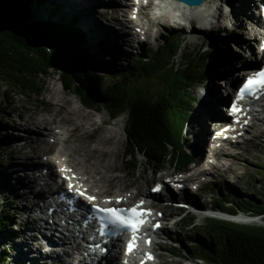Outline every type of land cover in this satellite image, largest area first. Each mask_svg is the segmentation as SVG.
I'll return each instance as SVG.
<instances>
[{"label":"bare ground","instance_id":"obj_1","mask_svg":"<svg viewBox=\"0 0 264 264\" xmlns=\"http://www.w3.org/2000/svg\"><path fill=\"white\" fill-rule=\"evenodd\" d=\"M97 1H100L101 4L103 2V4H105L106 2L104 0H45L38 2L36 4L37 6H32L37 17L29 15L27 18H24L26 20H24L23 23L25 27H32L40 24L37 22V18L46 19L50 17L51 19L62 21L63 17L68 19L69 16L80 14L83 19L81 22H78V25L80 30L87 35L88 57L93 62V68L100 70L108 66L111 62L107 59V53L113 51L116 53L125 52L123 49L135 46L133 38H138L140 35H145V40H143L146 43H151L163 32V28L183 29V32L187 31V35L185 36L186 42H192L194 39L189 35V31L193 26L191 35L203 36L204 40H202L201 44L198 46L201 50L203 48L202 51L189 55V53H185V49L182 48L183 41L185 40L184 38L175 35L174 41L178 44V49L185 58H196L199 60L201 55H207L210 49L214 48V43H216V41H220L215 35L208 31L216 30L218 27L221 28L222 25L217 27L212 26L211 23V25L208 26H200L196 24V21L203 18L206 19V15H209L208 13L212 14L213 19L218 18L219 21H222V19L226 18L227 14H229L224 13L222 3H216L217 0H204L199 7H189L174 0H159L158 3L154 0H147L146 4L140 0H131L130 2H124V0H110L114 4L111 6V9L108 7L102 8V6L98 8L100 4L96 6L95 4ZM233 2L235 3L234 9L237 10V13H234L236 22L242 25L243 28H246L247 18L245 17H252L250 14V10L252 11V0H233ZM136 5L138 8H133ZM131 9H134V12H131L133 11ZM158 9L159 12L156 11ZM233 12L234 11H231L230 13ZM128 13L135 16L132 18ZM142 15L147 18V21L141 20ZM102 17L108 20L105 22ZM177 18H179L180 21ZM230 19H233V17ZM251 19L256 20L257 17ZM181 20H186V23L188 22V28L186 30H184V25L186 23H183ZM248 22H250V20ZM239 38L240 36L235 38V41ZM158 46L159 45L156 46V49ZM118 47L121 50H117ZM210 55L209 59L211 60L209 62L203 58H201L202 61H199L202 64L200 68L202 72L207 68L209 69V82L205 84L207 82L206 77H202L197 81L199 84H205V91L201 94L200 103L195 111L193 122L194 141L198 147L197 152L200 154L203 148L206 149L207 147L211 155L207 157L205 162L210 164V166L201 167L203 158L197 157V166L190 169L187 168L185 175L181 176L182 178L179 177L176 179L173 175L170 176L172 174L171 170H166L162 174L156 173L152 178H147L144 185H138V189H136L137 193L141 196L140 198H149V201L156 200L155 203L161 209L165 207L161 202L163 189L166 186L171 191V188H169L170 181H173L175 186L186 187L187 183L204 179L207 174L217 178L227 179L226 177L229 172L236 173V165L241 163L239 160L242 159L245 154L235 152L234 148L238 147V144L246 138L242 133L238 135L240 138H237L238 131L247 130L251 132L253 137L262 140L261 146H264V110L262 113L253 117L250 123L241 120V128L235 131L226 129L225 131L229 135L222 134L219 137L217 136L216 139H210L208 136L214 129L218 119L221 121L226 119V113H223L224 110L220 108L219 104V100L221 102L225 97L219 92L218 83L220 82L216 80L215 70H219L222 75L226 76L228 82H232L233 76H231V72L238 67L235 63V54L221 57L224 67L222 69L218 67V54L212 53ZM119 59L121 60V58ZM258 62V60L255 61L257 64ZM245 64L246 63H244V65ZM236 74L238 73H234V76ZM57 85L56 82L53 83L48 97H43L40 100L36 98L35 106L31 108V115H29L27 119H24L22 123L14 122L12 124V127L17 131H13L10 138L15 139L17 136L19 137L18 131L20 132L21 129H23L21 134L23 140L26 142L22 144L21 148H18V154L23 160L0 176V190L3 191V195L8 191H19L21 189L22 193H17V195L21 198L30 199L31 196L28 197V192H31V190L35 191L37 185L39 186V184L44 181L56 178V175L61 179L62 173L69 169H72L75 174L73 178L74 184L65 185L63 183L62 186L66 187L70 194L73 193L74 188L80 189L81 191L87 189L92 192L91 194H95L96 192L103 194L113 193L116 188L119 191H123L126 186H128L130 175L127 173L124 177L119 176L116 171H119L120 167L112 160L113 152L116 148H119L118 143L122 137L120 132L111 126L114 119L111 118V116H114V114L111 111H109L110 113H105L98 105L91 106V104L85 103L74 91L64 89L65 92H63ZM90 87L94 89V87H92V82ZM72 95L77 96L80 102L74 99L75 97H71ZM29 97H33V95ZM209 120L210 123L208 122ZM117 122L122 123L123 119L120 118ZM92 126L94 129H91ZM91 132H94V134ZM98 132L102 133L103 136L101 137V134ZM234 134L236 135L234 136ZM30 138V141L36 144L32 146L31 152L27 150L29 146L33 144L29 141ZM47 138H50L51 141ZM211 140L215 142V146L213 147L210 145ZM254 141L255 140L251 137L249 143ZM58 144H61L59 149L50 155L51 150L54 149V146H58ZM58 153L65 155L67 166L66 163L61 160ZM32 155L42 158L41 161L43 163H41L38 173H33L32 170H30L31 166L33 167L36 162H40L38 160L32 161V159H27V156L31 157ZM159 167L162 166L158 165L154 167V171ZM43 169L46 171L47 178L45 177L46 174ZM108 172H111V174L108 175ZM142 173H146V167L142 169ZM14 176H16L14 178L15 180H13ZM80 183H85L88 187L83 188L79 185ZM98 187L100 190H97ZM253 191L255 194H253L252 197L261 199V196L255 192L256 190ZM48 192L49 190L47 189L46 192L43 193V196L45 197ZM228 192L230 193V191ZM132 193H134V191ZM52 194L54 193H49V195ZM135 196L136 195H133L131 197V195H129L128 198H131V200L133 199L135 202ZM43 198H38V192L34 193L32 198L34 203L31 201V204H33L31 210H36V206H40L39 204L42 203ZM196 208L198 209L199 207L196 206ZM164 214L165 217H168L166 213ZM63 215H65L62 216L64 220L71 219V223L74 224L75 219L72 213ZM216 216H225V218L228 217L230 220L236 222L260 223L258 217L244 216V214L230 216L217 213ZM42 220V218L34 220L32 222V228H27L31 231H39L42 235L48 234L42 226H39L42 225ZM67 225L68 224L65 226ZM14 231L9 228L5 235H20L21 233L17 232H23L22 229L19 230V228ZM48 232L51 234L50 237L53 238L51 239L52 244L56 242L59 245L53 244L48 248V253L46 254L43 253L44 251L42 249L43 247L45 248L44 243L50 244L47 240L43 239L44 241H40L35 234H30L29 232V236L25 235V238L19 236L20 238L15 241L13 245L15 247L16 245H20L19 251L17 252L16 250L15 254V257L20 259V264H27L24 263L23 260L26 256H29L27 259L32 264H39L42 262L41 259H44V262L47 264H63L64 258L67 259L66 263L73 264V253L77 254L81 246L76 245L80 243L73 237L75 242L73 246L70 242L71 240L66 239V233L56 232L55 230H48ZM56 234H59L58 237ZM33 245L38 253L28 252L33 248ZM59 247L63 250L60 255L57 252ZM119 253L123 254L124 251L121 249ZM151 253L152 256H156L153 250ZM38 257H41V259ZM117 257L118 256L114 254V258L116 259ZM157 257L160 259L162 258L160 255ZM2 260L3 258L0 259L1 264H3L1 262ZM105 264L113 263L112 261H106Z\"/></svg>","mask_w":264,"mask_h":264},{"label":"trees","instance_id":"obj_2","mask_svg":"<svg viewBox=\"0 0 264 264\" xmlns=\"http://www.w3.org/2000/svg\"><path fill=\"white\" fill-rule=\"evenodd\" d=\"M42 1L0 0V79L8 87L39 96L52 70L59 71L65 86L85 103L103 105L114 115H128L127 154L134 168L139 150L150 162L168 157L177 163L170 153L181 142L192 111L194 86L204 77L202 59L183 58L178 44L167 39L145 57H133L122 69L101 68L110 75L106 79L88 71L93 62L78 17L69 22L63 17V23L42 22L28 27L25 34L18 31L16 23L26 20L32 6ZM94 78L100 84L98 90L90 87ZM220 194L215 205L219 210L230 204L264 215L263 199L244 196L230 201L225 190L220 189ZM194 230H199L196 235L200 233L203 239L191 248L203 264H264V226L211 219Z\"/></svg>","mask_w":264,"mask_h":264},{"label":"rangeland","instance_id":"obj_3","mask_svg":"<svg viewBox=\"0 0 264 264\" xmlns=\"http://www.w3.org/2000/svg\"><path fill=\"white\" fill-rule=\"evenodd\" d=\"M144 1V0H143ZM156 3H158L159 0H154ZM145 2V1H144ZM216 3H222V8L224 10V13H230L231 9L233 8L234 2L233 0H217ZM37 6V5H36ZM108 8L111 9L109 6ZM34 9V8H33ZM159 12V9L156 10ZM35 12V10H34ZM237 13V11H236ZM36 15V13H35ZM131 16V14L129 15ZM40 19V18H38ZM83 18H81L82 20ZM103 21H107L108 19L102 17ZM179 21L180 19L177 18ZM222 19V18H221ZM143 21H147V18L145 16H142ZM183 23H186V20H181ZM223 21V22H222ZM221 23L226 24L227 27L221 28L217 31H211L213 35H215L222 43H225L226 48L223 50H219V55H232L235 54L236 58L241 59L240 61L238 60L236 62L237 64V70L240 71L243 70L244 68L241 66L242 61H244V52L241 50L239 45L237 44V41H235V38L239 37L240 38L244 35L242 25H240L238 22H236V19L233 17V20L225 21L222 19ZM188 22L184 25V30H186L188 27ZM241 28V29H240ZM179 35L180 37L185 39V36L187 35V31L183 32V29L179 28H170V29H165L163 28V32L157 36V38L152 41L151 43L148 42L146 43L145 36L140 35L139 39L140 40V47L137 45L135 47H129L125 49V52L123 53H116V52H109L106 54L107 59L110 60V64L108 66H105L106 68L108 67H113V66H118L119 64H124L126 61L131 58L133 54H136V51L141 53H145L147 50L155 49L156 46L163 40L166 39V37H169L170 35ZM86 35V34H85ZM87 37V35L85 36ZM144 37V40L142 38ZM188 41V40H187ZM112 43V42H111ZM114 43V42H113ZM199 42L198 41H188L186 42V39L183 41L182 48L185 49V53H189V55L194 54L195 52L202 51L198 47ZM138 47V48H137ZM120 48L118 47L117 50ZM115 53V54H114ZM121 58V60L119 59ZM183 60V59H182ZM211 59H208V62ZM208 68L205 70L206 76H208ZM93 74L96 73L98 76H103L105 75L106 71L105 70H98L96 68H93L92 66L89 65V70ZM218 79H221L220 77H217ZM56 82L58 87H60L63 92L64 91V86L63 83L60 80V77L57 75H53L51 78H48L45 84V90L41 92L39 96H33V97H24L18 94V90L12 91L6 90V87L3 83V81L0 79V109L3 110L2 112V117L0 118V148L3 147H10V152L8 155H5L3 157L2 162L0 163V176L1 174L5 171L8 172L10 168H12L14 165H17L20 163L21 159L20 155L18 154V148H21V145L25 143L26 141L23 140V136L21 132H23V129L19 133V137L15 139H11L10 135L13 134V131L15 128L12 127V124L14 122H19L22 123L24 119H27L29 115H31V108L35 106V101L36 98L37 100H40L43 97H48L49 96V91L52 88L53 83ZM92 87H94L93 90H98L100 84L97 83V80L92 81ZM209 82V79L205 84ZM205 84H200L195 86L194 92H195V102L193 103V109L191 108V112L189 111V118H188V125L187 128L188 130L185 133V136L187 139H183L180 144L178 145V149L180 150L179 157L183 162L186 161H192L188 159V156L186 154H189L190 157H193L195 159V162L190 165V168L196 167L197 164V157L203 158V163L201 164V167H209L210 164L205 162L207 157L211 155L209 150L203 148L202 152L198 154L197 150L198 147L195 143V136L193 134V122H194V117H195V111L197 110V106L200 103V97L203 91H205ZM221 88V87H220ZM40 97V98H39ZM71 97H75L74 99H77V96L72 95ZM78 102H80L79 99H77ZM103 109V108H102ZM104 110V109H103ZM105 112V111H104ZM119 118L123 119V122H117L116 119L111 123V126L114 127L117 131L120 132L121 134V140L118 143L119 148L113 152L112 155V160L114 163L118 164L120 167L119 171H116V173L123 177L125 176L126 173H130V180L129 185L132 187L131 190H135L138 185H144L145 181L147 178H152L153 175L156 173L154 172V167L156 165L149 164L148 161L146 160V157L141 154L140 157V166L137 171H132L131 169H127L126 162L124 161L125 159L131 158L130 154L128 155V143H127V133L125 132V123L129 122L128 116L126 114H122ZM210 123V120L208 121ZM9 124V125H6ZM90 126V125H89ZM91 129H94L92 126ZM94 134V132H91ZM100 133V132H98ZM101 137L103 136L102 133ZM99 134V135H100ZM210 134H208L209 136ZM245 139L241 141L238 144V147L234 148L235 152L245 154V156L240 159L239 161L241 163L237 164L236 167V173H231L229 172L227 175V179H222V178H217L212 175L207 174L204 179L198 180L196 182H190L187 183V186L185 187L184 191H174L173 189V194L174 197L178 198L183 197L187 198L188 202L198 206L201 208L204 206L203 212H187L184 211V214L187 213V215H193L195 218V221L197 224H204L205 221L208 218H215V217H208L204 212L207 211L212 204L214 203V198L216 197L217 191L219 189L220 184L226 187L227 192L230 191L228 196L226 198L232 199L235 195H245L246 197L252 196L254 193L253 190H256L261 197V199L264 200V146H261L262 140L260 138H255L252 136V134L248 131L244 133ZM253 138L255 141L249 143L250 138ZM22 139V140H21ZM50 141V138H47ZM17 140L21 141L16 142ZM31 138L29 139V141ZM31 142V141H30ZM33 143V142H31ZM36 144L33 143L29 146L27 149L29 152H31L32 146H35ZM60 147V144H58ZM54 149H57V147L54 146ZM118 150V151H117ZM27 151V152H28ZM33 153V152H32ZM260 155V156H259ZM33 157V156H32ZM29 159V157H27ZM33 159L41 160L39 157H33ZM165 167L163 168L162 171H158L157 174H161L162 172H165L166 170H175V166L171 165L169 161H165ZM146 167V173H142V169ZM188 168V169H190ZM108 175L111 174V172L107 173ZM13 180L14 177H13ZM128 185V186H129ZM195 188H198L196 191ZM214 188V190H213ZM252 189V190H251ZM172 190V188H171ZM253 191V192H252ZM166 201H163L164 205L166 206V213L171 217V219H168L165 224L164 228L160 230L159 232V237L156 239L157 242L154 244V249H155V254L154 256V261L157 264H200V260H197L196 257L190 255L189 250H187L186 247L191 246L194 242L191 241L190 235L186 228L183 227L184 222L181 220V215L179 213L180 210H178L176 205L172 206H167L172 202L171 197L173 194L170 192V190L164 189L163 190ZM17 193H22L21 189L19 191H10V207L8 210V215L5 217L4 226L0 227V259L3 258V260L9 262H2L3 264H20L21 262L19 261L20 259H17L15 257L16 250L17 252L19 251L20 245H16V247L13 246L14 242L16 241L14 235H4L7 233L6 228L7 226L12 229H22V234L21 236L25 238V235L29 236L28 232L30 234H35L38 235L39 233L37 232H32L28 225V220L24 217L25 212L28 210L29 206L31 205V202L29 199L21 198ZM3 194H1L2 196ZM5 195V194H4ZM188 195V196H187ZM1 199L3 197H0ZM4 199V198H3ZM169 199V200H168ZM183 200V199H182ZM2 202V200H0ZM0 202V203H1ZM184 202V201H181ZM202 205V206H201ZM16 212V214H14ZM182 212V213H183ZM16 218H15V217ZM15 218V219H14ZM14 219V220H13ZM244 223V222H242ZM248 224V223H244ZM251 225H261L264 226V219L260 220V223H249ZM7 228V230L9 229ZM28 231V232H27ZM27 232V233H26ZM20 236V237H21ZM19 237V238H20ZM195 239H197L196 235H193ZM198 238L201 240L203 239V236L199 233ZM18 239V237H17ZM33 248L30 249V253H38L35 246H32ZM176 247V248H175ZM160 255L162 257L161 259L157 257ZM195 260V261H194ZM11 261V262H10ZM22 261V260H21ZM67 259L64 258V263L63 264H69L66 263ZM162 262V263H161ZM24 263L27 264H32L31 262L24 261ZM154 263V264H156ZM1 264V263H0ZM40 264H47L44 262V259L42 263Z\"/></svg>","mask_w":264,"mask_h":264},{"label":"snow or ice","instance_id":"obj_4","mask_svg":"<svg viewBox=\"0 0 264 264\" xmlns=\"http://www.w3.org/2000/svg\"><path fill=\"white\" fill-rule=\"evenodd\" d=\"M257 87H264V71L260 72L257 75V77L249 79L247 81L246 85L242 89L241 98H243L244 92H251L253 88H257ZM233 111L235 112L237 111V109L233 108ZM89 199H93V198H89ZM97 211H106L107 214H110L111 216L115 217L116 222H119L121 225L125 227H131L133 231L137 230L138 227L143 223L142 220L138 219L141 215H143V213H138L135 208L131 210V214L137 218L134 221L123 219L120 215L117 214V210L115 209H108V210L97 209ZM128 247H129V251H131L133 246L130 244Z\"/></svg>","mask_w":264,"mask_h":264},{"label":"water","instance_id":"obj_5","mask_svg":"<svg viewBox=\"0 0 264 264\" xmlns=\"http://www.w3.org/2000/svg\"><path fill=\"white\" fill-rule=\"evenodd\" d=\"M179 1L185 3V4L189 5V6H198V5H200V4L203 2V0H179ZM0 6L2 7V4H0ZM15 27L18 29V31H21L23 34H25V31L27 30V27H25V25H24V23H23L22 20L18 21V22L16 23ZM53 75H57V76H59L61 82L63 83L64 88L67 89V90H69V89L65 86V84H64V82H63V80H62L63 75H62L59 71H56V70L53 69V70H52V74H51V76L48 77V78H51ZM48 78H47V79H48ZM41 87H42V86H41ZM43 87H44L43 89L45 90V88H46V87H45V84H44Z\"/></svg>","mask_w":264,"mask_h":264}]
</instances>
